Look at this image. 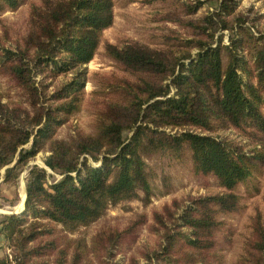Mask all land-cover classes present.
Listing matches in <instances>:
<instances>
[{
    "label": "trees",
    "instance_id": "obj_1",
    "mask_svg": "<svg viewBox=\"0 0 264 264\" xmlns=\"http://www.w3.org/2000/svg\"><path fill=\"white\" fill-rule=\"evenodd\" d=\"M27 1L0 0V9H17ZM191 1L189 11L196 12L205 0ZM237 4L219 0L204 25L193 24L204 37L187 39L177 50L139 41L106 43L107 55L136 79L110 85L124 99L105 102L95 133L58 139L53 137L56 125L81 105L85 66L98 52L103 31L114 22V0L32 3L29 30L4 47L0 59L1 73L26 96L25 103L12 101L0 91V173L6 167L4 181L18 179L48 146L45 164L62 177L49 181L48 170L38 165L29 170L24 213L7 214L0 221V234L12 248V259L0 257V264H49L50 255L56 264H87V245L61 236L53 224L72 233L99 219L110 205L137 198L140 191L149 196L146 159L158 152L180 155L186 149L196 170L215 175L228 191L192 199L178 216L170 214L173 225L161 218V241L147 259L155 264L216 260L217 254L211 253L219 215L238 211L235 187L256 170L264 173V36L248 34L249 41L241 34L254 13ZM228 29L234 34L227 43L223 33L216 38L217 32ZM244 46L250 55H244ZM47 67L67 77L52 95L36 79ZM229 128L247 133L249 145L209 133ZM89 158L102 165L93 166ZM261 223L259 218L240 264H264ZM122 234L101 230L91 251H111Z\"/></svg>",
    "mask_w": 264,
    "mask_h": 264
},
{
    "label": "rangeland",
    "instance_id": "obj_2",
    "mask_svg": "<svg viewBox=\"0 0 264 264\" xmlns=\"http://www.w3.org/2000/svg\"><path fill=\"white\" fill-rule=\"evenodd\" d=\"M40 0H28L17 9L8 6L0 9V59L4 47H9L13 40L24 37L29 30V18L32 3ZM191 0H114V22L103 31L102 43L94 58L86 64V81L83 88V100L78 110L74 111L61 124L56 125L54 138L70 139L79 132L93 134L96 132L97 116L104 109L105 102L124 99L122 92L112 90L110 85L118 84L136 76L125 71L105 50L106 43L123 45L131 41H139L152 47L178 49L187 39L201 38L198 26L204 25V17L215 12L219 0H205L196 12L189 11ZM240 10L253 8L256 18L250 19L242 26V35L264 36V2L263 0H237ZM250 13V12H249ZM237 28V26H235ZM223 33L227 43L230 29L219 31L216 38ZM247 39L250 41L251 38ZM181 45V47H183ZM191 48V46H189ZM244 55H250L248 47ZM180 48V47H179ZM183 49V48H182ZM197 50H193L195 55ZM1 67V63H0ZM64 73L54 74L51 67L37 74L40 85L47 87V93L53 94L62 84ZM0 91L4 98L12 101H26L23 91L14 85L0 70ZM195 129V128H194ZM168 130H171L170 128ZM199 131V129H196ZM176 131V130H174ZM219 139H227L249 145V137L243 131L229 128L209 132ZM129 136L132 134L127 133ZM32 142L25 148H30ZM252 148V145H251ZM50 154L48 146L39 151L23 168L18 179L4 181L5 169L0 173V221L4 215L20 214L25 211L19 207L27 199V178L29 170L38 165L50 173L49 181L62 176L50 170L45 158ZM93 166H101L102 161L95 162L89 158ZM150 173L151 194L147 196L140 191L137 198L110 205L105 213L88 226H82L74 232L63 230L60 224H53L61 236L81 239L87 245V264H155L150 263L147 255L158 247L161 241L163 222L173 225L170 214L179 213L191 204L192 199L217 192L228 191L213 174H203L196 170L191 151L186 149L180 155L173 152H158L146 159ZM14 164V163H13ZM12 164V165H13ZM11 165V166H12ZM240 197V208L236 212L221 214L220 229L214 234L215 246L211 254L217 258L212 264H240L246 252L248 241L254 238V228L260 218L264 226V173L256 170L250 177L239 183L233 190ZM118 230L122 237L117 245L107 251L101 248L96 254L91 251L93 238L101 231ZM12 248L8 240L0 234V257L12 259ZM52 255L48 256L49 264H56ZM160 264H166L160 262Z\"/></svg>",
    "mask_w": 264,
    "mask_h": 264
},
{
    "label": "bare ground",
    "instance_id": "obj_3",
    "mask_svg": "<svg viewBox=\"0 0 264 264\" xmlns=\"http://www.w3.org/2000/svg\"><path fill=\"white\" fill-rule=\"evenodd\" d=\"M23 204H24V201H22V202L20 203L19 207H17V208H19V209L21 208V209H22ZM0 212H1V210H0Z\"/></svg>",
    "mask_w": 264,
    "mask_h": 264
},
{
    "label": "water",
    "instance_id": "obj_4",
    "mask_svg": "<svg viewBox=\"0 0 264 264\" xmlns=\"http://www.w3.org/2000/svg\"><path fill=\"white\" fill-rule=\"evenodd\" d=\"M26 200V199H25ZM25 203V202H24Z\"/></svg>",
    "mask_w": 264,
    "mask_h": 264
}]
</instances>
